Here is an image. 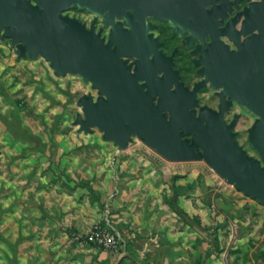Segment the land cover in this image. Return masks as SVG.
Listing matches in <instances>:
<instances>
[{
	"label": "water",
	"instance_id": "95a60500",
	"mask_svg": "<svg viewBox=\"0 0 264 264\" xmlns=\"http://www.w3.org/2000/svg\"><path fill=\"white\" fill-rule=\"evenodd\" d=\"M209 1L0 0V37L16 45L19 57L41 56L56 76L79 75L91 84L97 96L86 93L77 100L80 130L96 126L119 148L136 135L169 161L204 160L264 205V0L245 7L247 36L236 41L237 50L212 34L202 47L196 24L210 12ZM73 6L102 17L108 38L96 31V18L87 27L64 13ZM147 17L168 20L180 34L189 32L185 40L199 39L193 61L201 79L192 87L181 80L172 55L158 49L160 43L147 32L153 26ZM207 85L220 99L218 109L199 104L197 93ZM232 100L255 115L247 140L256 157L235 139L238 116L229 123L224 118Z\"/></svg>",
	"mask_w": 264,
	"mask_h": 264
},
{
	"label": "rangeland",
	"instance_id": "374dc122",
	"mask_svg": "<svg viewBox=\"0 0 264 264\" xmlns=\"http://www.w3.org/2000/svg\"><path fill=\"white\" fill-rule=\"evenodd\" d=\"M64 13L87 27L96 17L102 21V17L76 6ZM177 65L181 70L186 67L181 60ZM190 70L184 80L191 85L198 75L192 66ZM86 93L97 96L96 90L81 76H56L46 59L41 56L19 57L16 45L10 39L0 37V145L4 146L0 147L3 150L0 182L2 191L5 190L2 194L15 192L13 185L10 188V181H13L18 183L17 194L29 193L38 207L45 202L35 197L43 195L44 198L51 192V199L55 202L61 195V202L66 206L72 204L75 207L73 202L75 205L85 203L86 207L97 209L101 218L94 221L88 231L69 230L68 235L78 243L93 244L116 256L124 251L125 257L127 251L131 260L121 256L117 264H132L128 261L138 259L131 242L124 236L131 228L119 219L121 207H126L127 203L118 191L125 185L140 187L141 183L136 185L137 182H130L132 179H152L159 186L163 183L164 189L168 188L164 196L166 203L175 194L178 206L183 211L188 210L187 218L167 203L178 214L173 229L182 230L187 226V230L193 232L183 249L173 254L178 256L175 261L179 264H264V205L227 183L204 160L169 161L136 135L131 136L127 147L119 148L112 140L103 139V132L96 126L91 127L90 132L80 130L75 118L83 113L77 100ZM198 97L201 105H216L217 98L208 86L199 91ZM241 112L242 116L247 114V119L237 125L235 139L248 154L256 157L247 140V129L255 115L244 108ZM8 131L16 139L12 134L9 136ZM30 162L35 165L32 178L25 173L26 164ZM110 165L114 168L110 172H113L112 177L109 176L112 185L108 190L102 187L103 194L90 184V180L103 177L112 167ZM99 167L103 170L97 171ZM123 179L125 182L122 183ZM132 201L136 199L129 202ZM28 203L26 199L19 203L23 212L16 217L19 226L26 217ZM49 205L54 207L55 203L50 201ZM116 212L119 215L112 216ZM1 221L8 226L14 224L7 211ZM95 224H102L119 235L117 248L106 249L87 240L86 235ZM177 241L169 243L179 246ZM98 264L111 263L100 261Z\"/></svg>",
	"mask_w": 264,
	"mask_h": 264
},
{
	"label": "crops",
	"instance_id": "0c3cea01",
	"mask_svg": "<svg viewBox=\"0 0 264 264\" xmlns=\"http://www.w3.org/2000/svg\"><path fill=\"white\" fill-rule=\"evenodd\" d=\"M8 134L10 136L12 133L8 131ZM12 137L16 139L13 134ZM0 147L4 146L0 145ZM1 154H3L2 149H0V156ZM110 166L112 167L103 177L96 176L95 180H90V184L96 186L101 192H103L102 187L108 190L112 185L109 176L112 177L113 172H110L114 168L113 165ZM26 167L25 173L31 177L35 165L30 162L26 164ZM96 170L102 171L103 168L99 167ZM30 182L33 183V179ZM123 182L125 179L122 180ZM130 182H137L136 185L141 183V185L135 188L132 184L131 188L125 185L118 191L120 197L127 203L126 207H121L122 216L119 219L131 228L125 231L124 236L131 242V247L136 251L138 259V261L128 262L132 264H179V261H175L178 256L173 254L176 250L183 249V245L187 243V239L193 232L187 230V226L182 230L173 229L174 226L176 227L173 221L178 219V214L171 210L164 200V196L169 191L168 188L164 189L163 183L159 186L157 181H152V179H132ZM1 185L0 182V264H98L100 261L117 264L121 256L123 257L124 251L116 256L109 251L98 249L93 244L78 243L68 235L69 230L88 231L91 224L101 218L97 209L92 210L86 207L85 203L75 205L73 202L75 207H72V204L66 206L61 202L63 197L61 195L57 196L55 202L51 199V194H53L51 192L45 194L44 198H42L43 195L35 197L45 202L38 207L37 201L29 193L17 194V182L14 184L10 181V188L13 185L15 192H8V194H2L5 190L2 191ZM63 194L65 196V192ZM19 196H24L27 203L29 202L26 207V217L20 226L16 217L21 216L19 203L25 199H20ZM131 199H136V201L129 202ZM50 201L55 203L54 207L49 205ZM6 211L11 215V219L13 218V225L8 226L2 223V215H5ZM185 211L188 213L187 209ZM116 215L118 216L119 212L112 213V216ZM160 224L162 225L157 228ZM170 241H177L179 246H171ZM126 254L127 256L123 258L131 260V254L127 251Z\"/></svg>",
	"mask_w": 264,
	"mask_h": 264
},
{
	"label": "flooded vegetation",
	"instance_id": "af4514ba",
	"mask_svg": "<svg viewBox=\"0 0 264 264\" xmlns=\"http://www.w3.org/2000/svg\"><path fill=\"white\" fill-rule=\"evenodd\" d=\"M257 1L260 0H210L207 2L205 9L209 10L210 12H207L203 20L196 24L197 32L203 38L202 47H207V45L212 41L213 35L214 37L221 40L223 44H226L229 50H237L238 45L236 41H242L247 36V34L242 32L243 20L245 18V7L252 9L254 7H252L251 3ZM146 21L153 25L151 28H148L147 32L152 33V35L160 43L158 45V49L162 50L167 56L172 55L173 67L178 70L181 80H183L187 86L192 87L196 81L201 79V76L197 73L198 66L195 65L193 61L194 58L199 56V52L195 51L199 39L192 38L185 40V36L188 35L189 32L180 34L179 32L174 31V26L170 25L168 20H162L156 17H147ZM95 29L96 31L101 30V35L106 39L108 38L109 26H105L103 21L97 17L95 20ZM223 30L230 34L232 33V35H234L233 38H230L228 34H221L220 31ZM252 32L257 33L258 29L256 27L253 28ZM132 60L133 58L129 59V61ZM180 60L184 61L186 66L182 70L180 69V66L177 65ZM190 66L194 68V73L198 75V78L194 80L191 85L187 84L184 80V75L186 76L187 73L191 72ZM207 86L210 87L209 85ZM210 89L212 88L210 87ZM213 92L217 98V101L216 105L212 108L218 109L220 99L215 93V90H213ZM199 104L201 105L200 101ZM241 108H244L245 111L249 112L245 107H243V105L235 100H232L223 112L227 123H229L235 115L238 116L236 124L233 127V130L235 131V137L237 133V125H239V122L242 119H247V114L242 116Z\"/></svg>",
	"mask_w": 264,
	"mask_h": 264
},
{
	"label": "built area",
	"instance_id": "2783aa9c",
	"mask_svg": "<svg viewBox=\"0 0 264 264\" xmlns=\"http://www.w3.org/2000/svg\"><path fill=\"white\" fill-rule=\"evenodd\" d=\"M86 236L88 241L102 245L106 249H115L120 242L119 235L102 224H95Z\"/></svg>",
	"mask_w": 264,
	"mask_h": 264
},
{
	"label": "trees",
	"instance_id": "16d2710c",
	"mask_svg": "<svg viewBox=\"0 0 264 264\" xmlns=\"http://www.w3.org/2000/svg\"><path fill=\"white\" fill-rule=\"evenodd\" d=\"M167 203H168V204L170 205V207H171L173 210H175L177 213H179L180 215H183V216H185V217L188 218L187 213H186L185 211H183V210L178 206V203H177V201H176L175 194H173V195L171 196V200H170V201L168 200Z\"/></svg>",
	"mask_w": 264,
	"mask_h": 264
}]
</instances>
